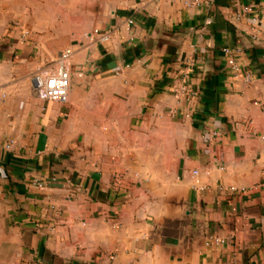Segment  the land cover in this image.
Segmentation results:
<instances>
[{"label":"crops","instance_id":"0c3cea01","mask_svg":"<svg viewBox=\"0 0 264 264\" xmlns=\"http://www.w3.org/2000/svg\"><path fill=\"white\" fill-rule=\"evenodd\" d=\"M0 264H264V0H0Z\"/></svg>","mask_w":264,"mask_h":264},{"label":"built area","instance_id":"2783aa9c","mask_svg":"<svg viewBox=\"0 0 264 264\" xmlns=\"http://www.w3.org/2000/svg\"><path fill=\"white\" fill-rule=\"evenodd\" d=\"M226 52H229L226 50ZM73 52L66 50L61 53L56 61V68L42 78L41 94L44 100L51 102L66 103L71 87L70 61ZM233 65V62H231ZM179 92L187 93L183 87ZM178 93V92H177ZM44 182L38 183L43 186Z\"/></svg>","mask_w":264,"mask_h":264}]
</instances>
